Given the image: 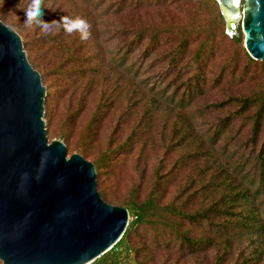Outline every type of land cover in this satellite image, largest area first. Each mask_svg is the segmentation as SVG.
Wrapping results in <instances>:
<instances>
[{
  "label": "rangeland",
  "instance_id": "obj_1",
  "mask_svg": "<svg viewBox=\"0 0 264 264\" xmlns=\"http://www.w3.org/2000/svg\"><path fill=\"white\" fill-rule=\"evenodd\" d=\"M28 3L29 0H0V20L19 36L27 61L39 74L41 85L45 88L43 121L47 141L62 142L66 147V157L78 154L94 166L96 190L109 205L126 208L121 205H130L133 189L137 191V199L142 200L151 186L153 173L159 165L158 160H161L160 173H165L181 156V152L174 146L163 157L158 146L160 134L164 135L162 137H165L167 144L171 132L176 139L175 133L178 134L183 126V114L199 132H203L235 109L234 105L208 109L210 104L264 89V60L251 62L248 59L243 47L240 20L232 37L226 35L225 23V37L219 35V29L212 22L219 9L212 0H76V4L87 11L99 14L98 19H95L99 21L98 26L110 30L111 34L113 32L115 38L108 41L105 48L110 54L104 52V58L98 57L100 71H86L72 79L68 86L62 77L48 72L51 66L44 48L38 47L33 41V32L40 28L35 25L30 29L24 27L25 14L22 9ZM59 3L63 2L44 0L43 17L47 22L55 20L57 15L72 16L67 11L72 9L69 1L64 3L65 8H57ZM242 3L243 0L240 5ZM118 5L119 10L116 9ZM115 29L128 31V34L125 35L124 31L115 32ZM139 33H143V36L137 40ZM185 36V51L177 69L167 70L171 51L181 44ZM233 38L240 39L241 44L234 42ZM29 40L31 43H28ZM129 40H133V44L127 62L133 66L123 71L117 62L110 61L109 56L121 46L119 44ZM201 44L204 49L212 46L211 56L202 73L205 79L202 96L184 108L177 106L179 93L174 101L166 102L162 89L166 91V96L176 84L187 78L183 66L190 63ZM145 48L147 51L143 54ZM77 56L80 58L72 64L86 68L98 64L92 59L82 60L79 51ZM179 68L181 70L176 79ZM103 91L106 94L111 92L110 98L113 101V106L107 109L98 105ZM251 112L249 110L245 114ZM251 123L249 118L233 121L225 133L232 135L234 141L223 151L224 139L220 138L216 145L218 151L231 160L233 146L238 145L246 136ZM134 129L137 134L130 149L106 156L108 147L113 148L122 143ZM203 140L207 144L209 135L203 136ZM202 163L203 158L200 157L173 169L167 175L164 184L165 202L185 183L188 175L197 173ZM97 172L101 173L100 178H97ZM194 231L197 234L201 232L198 227ZM138 235L134 241L153 240L152 233L148 231L144 235L141 228ZM158 246L160 250L155 251L153 261L149 264H172L177 260L179 253L175 249L165 250L164 243ZM212 262L213 252L208 250L197 254V258L184 255L178 259L177 264Z\"/></svg>",
  "mask_w": 264,
  "mask_h": 264
},
{
  "label": "trees",
  "instance_id": "obj_2",
  "mask_svg": "<svg viewBox=\"0 0 264 264\" xmlns=\"http://www.w3.org/2000/svg\"><path fill=\"white\" fill-rule=\"evenodd\" d=\"M59 1L63 3L57 4V8L63 7L64 3L69 1V7L72 9L67 11H70L71 18L82 17L88 21L91 25L90 38L83 41L79 33L69 35L62 29L53 30L47 35L41 30H35L32 36L38 47L44 48L49 59L48 64L51 68L48 72L62 77L68 86L72 79L86 71L90 73L100 71L98 57L104 58V52L110 54L105 48L108 41L115 36L110 30L106 31L98 26L99 21L95 19H98L99 14L87 11L76 4V0ZM212 1L217 5L214 0ZM116 9L119 10L120 6L118 5ZM60 17L55 16V20ZM42 18L46 21L45 17ZM213 21L219 29V35L224 38V20L218 10ZM114 31L120 33L124 31V34H128V31L122 29ZM102 33L106 37L102 36ZM142 36L143 33L137 34V40L142 39ZM213 36L214 32L212 33L214 40ZM156 37L157 33L154 34V39ZM132 41L117 43L121 46L109 56L110 61L117 62L123 71L130 70L133 66L127 62ZM233 41L241 44L240 39L233 38ZM186 42L185 36L181 44L171 51L167 70L177 69ZM211 49L212 46L204 49V45L201 44L190 63L183 66V73L188 75L187 78L176 84L166 96L164 95L166 91L162 89L166 102L174 101L179 93L177 106L184 108L195 98L202 96L205 84L202 73L211 56ZM78 51L82 60L92 59L98 64L87 68L72 64L80 58L77 56ZM146 51L145 48L142 53L145 54ZM248 59L254 62L249 57ZM180 70L181 68L177 71L176 79ZM110 97L111 92L107 94L101 92L98 105L106 109L113 106ZM225 105H234L235 109L203 132H199L183 114L181 117L183 126L178 134L175 133L176 139L171 132L167 144L165 137H162L164 135L160 134L158 147L162 156L170 153L174 146L181 152V156L165 173H160L161 160H158L159 165L153 173L151 186L142 200L137 199L136 189L132 190L130 205H121L127 208L131 219L122 238L110 251L91 264H149L153 261L155 251L160 250L158 246L160 243L165 244V250L175 249L179 253L177 260L172 264H177L178 259L184 255L197 258V254L208 250L213 252L212 264H264V198H261L264 196V89L245 96H231L218 104H210L208 109ZM249 110L252 112L245 114ZM248 118L252 122L251 128L237 143L238 145L233 146V155H230L229 160L218 151L216 145L220 142L219 139L223 138V151L228 148L234 138L225 133L227 128L236 119ZM136 134L137 130L134 129L122 143L116 144L113 148L108 147L106 156L130 149ZM207 135L209 141L206 144L203 136ZM200 157L203 158V163L197 173L188 175L185 183L165 202L164 184L167 175L173 169L187 165ZM100 176L101 173L97 172V178ZM196 227L200 229V234L194 231ZM140 228L144 235L148 231L152 233L153 240L134 241V237L139 236Z\"/></svg>",
  "mask_w": 264,
  "mask_h": 264
},
{
  "label": "water",
  "instance_id": "obj_3",
  "mask_svg": "<svg viewBox=\"0 0 264 264\" xmlns=\"http://www.w3.org/2000/svg\"><path fill=\"white\" fill-rule=\"evenodd\" d=\"M232 37L264 60V0H214ZM45 88L19 36L0 25V262L91 264L110 251L128 224L126 208L105 203L94 166L47 141Z\"/></svg>",
  "mask_w": 264,
  "mask_h": 264
},
{
  "label": "clouds",
  "instance_id": "obj_4",
  "mask_svg": "<svg viewBox=\"0 0 264 264\" xmlns=\"http://www.w3.org/2000/svg\"><path fill=\"white\" fill-rule=\"evenodd\" d=\"M44 0H29L26 8L22 9L25 14L24 27L32 28L33 25L40 28L45 34H49L53 31V28L62 29L65 33L71 35L73 33H79L81 40L86 41L91 36V25L82 17L71 18L64 15L59 21L52 20L46 22L42 17L44 16ZM0 25L6 26L3 20H0Z\"/></svg>",
  "mask_w": 264,
  "mask_h": 264
}]
</instances>
